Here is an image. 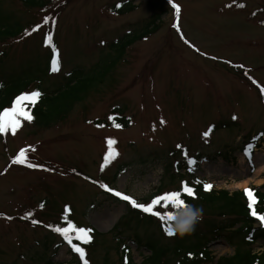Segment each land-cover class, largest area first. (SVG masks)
<instances>
[{
    "label": "rangeland",
    "instance_id": "obj_1",
    "mask_svg": "<svg viewBox=\"0 0 264 264\" xmlns=\"http://www.w3.org/2000/svg\"><path fill=\"white\" fill-rule=\"evenodd\" d=\"M113 1L47 0L46 7L30 8L20 0H0V12L14 15L24 27L19 37L0 40V57L5 54L0 76H36L48 89L75 69L88 71L105 56H115L113 44L124 37V45L142 32L154 12L166 10L159 31L127 47L103 84L65 120L49 128L22 120L15 135L0 136V264H79L62 236L48 227L67 226L65 216L78 227L104 234L95 247L85 249L89 264H119L123 242L140 264L150 253L137 239L155 236L170 242L159 220L147 226L134 222L116 235L112 230L127 214L129 201L100 183L148 204L160 188L163 194L178 185L164 174L166 164L200 154L195 176L216 190L264 184V135L252 163L240 151L264 133V0H135L136 10L125 15L109 10ZM173 5L180 7L179 18ZM37 25L40 30L32 32ZM49 33L52 44H45ZM50 50L59 71L44 75ZM113 110L130 116L131 125H111ZM222 119L235 124L213 129ZM108 138L116 141L113 150L119 156L109 158L101 171ZM21 150L25 163H12ZM228 153L235 159L225 157ZM29 212L33 215L25 219ZM219 217V210H203L199 225L217 223ZM33 219L41 223L34 225ZM253 250L263 252L264 244ZM210 251L215 260L209 264L234 254L225 238L213 241Z\"/></svg>",
    "mask_w": 264,
    "mask_h": 264
},
{
    "label": "trees",
    "instance_id": "obj_2",
    "mask_svg": "<svg viewBox=\"0 0 264 264\" xmlns=\"http://www.w3.org/2000/svg\"><path fill=\"white\" fill-rule=\"evenodd\" d=\"M20 1L30 8H43L48 4L47 0ZM134 1L114 0L108 5V8L114 14L125 15L136 10L137 6H135ZM165 11V9H162L154 12L148 18L145 26L139 30L142 32L130 37L124 45L121 46V42L125 39L124 37L118 43L113 44L111 48H115V56H105L92 68L87 69L88 71L83 68L73 70L63 77L62 82L55 89L43 87L40 81L41 79L36 76H20L11 80L0 76V85H2L0 87V111H3L5 108H11L15 97L21 93H30L39 89L43 93V96L37 103L34 106L28 103L25 104V110L35 117L33 124L38 128H49L53 124L65 120L77 103L82 101L98 84H103L105 79L118 65L119 61L122 60L127 47L132 46L136 42L148 39L159 31L160 21ZM2 12H0V40L14 39L22 35L24 27L19 21L20 19L16 20L17 18L14 15H5ZM4 55L3 52L0 57V63L3 62ZM52 57V50H50L48 59L44 62L45 66H43L46 72L44 75L50 70V59ZM113 111L116 115L111 120V125L115 126V124H120L121 128L131 125L132 118L130 116H126L121 110L118 112L117 110ZM232 124H235V122L222 119L214 124L213 129L220 126L230 127ZM0 136L4 137V133H0ZM261 136L262 133L258 134L255 139L249 141L251 144L257 145L258 138ZM228 155L230 154H225V157ZM199 157L200 154L196 158ZM187 165V161L185 160L175 164L171 162L165 165L164 174L167 179L174 184L178 182V185L172 191H180L182 189V182H187L190 187L196 189V198L182 195L185 203L202 207L205 211L219 210L220 219H217L219 220L217 223L213 220H208L206 221L207 223L205 222L206 225L204 223L202 227L198 223L196 230L190 235L183 237L175 235L169 237L164 232V222L160 221L159 218L128 206L127 214L119 220L112 231L117 235L134 222L137 225L144 224L147 226L157 224L159 220V230L163 235L168 236L170 242H162L161 239L155 236L149 237L145 242L137 239L138 246L144 245L150 252V255L141 264H209L215 260V257L210 251V243L221 238H225L227 243L233 246L234 254L220 257L217 264H264V251L257 253L253 250L255 244H264V222L251 216L248 207L249 200L245 191L230 192L226 189L216 190L215 188L206 191L203 187V184L206 183L205 180L195 176L193 171L188 170L189 166ZM182 168L186 170L185 174L179 171ZM197 179L201 181L200 184H195ZM160 189L157 195L162 194L163 188ZM251 190L258 200L255 206L258 214H264V184L258 187H252ZM168 208L172 207L169 206ZM173 224L174 221H171L172 228ZM92 229L93 232L91 235L93 240L90 244L77 241L75 237H73V243L87 250L95 247L97 245V237L103 236L104 234L99 233L95 228ZM127 239L129 238L127 237ZM70 251L73 258L78 262L75 261L80 264L81 260L78 257L79 255L72 247ZM120 251L122 256L119 264H135L130 257V248L127 246V242L121 243ZM190 253L191 255H189ZM47 264L52 263L48 261ZM101 264H108V262L105 260Z\"/></svg>",
    "mask_w": 264,
    "mask_h": 264
},
{
    "label": "snow or ice",
    "instance_id": "obj_3",
    "mask_svg": "<svg viewBox=\"0 0 264 264\" xmlns=\"http://www.w3.org/2000/svg\"><path fill=\"white\" fill-rule=\"evenodd\" d=\"M175 8L177 17L179 18L180 15V7L178 5H173ZM243 7V5H241ZM50 18L45 16L44 17V24L49 23ZM178 27V25H177ZM41 28V25H37L32 29V32H37ZM26 35H30L31 33H28L26 31ZM53 41V35L49 33L45 37V44H52ZM53 49L55 50V45H53ZM57 56L59 55L58 50ZM59 60L53 59L51 62V72L56 73L59 71ZM2 87V85H0ZM261 91H264V89H261ZM43 96V93L37 89L32 92H24L20 95L15 97V100L13 101V106L11 108H5L3 111H0V133H7L11 131L12 135H15L17 130L22 126L21 121L27 120L29 123L33 122L35 117L28 111L25 110V104H31L35 105L37 101ZM109 119H114L113 117H109ZM163 122V121H162ZM103 127V125H101ZM116 128H121L120 124H115ZM209 132H205L204 136L208 137ZM107 146H108V153L104 158V164L101 166V171L104 170V168L108 165L109 158H115L116 156H119V152H116L113 150V145L116 143V141L112 138L107 139ZM179 147V146H178ZM252 145H249V148H251ZM245 152L247 154L248 149H245ZM187 156V153H185ZM26 161V155L25 151L21 150L19 155L15 157L12 161L14 164H24ZM187 163L189 165V171H195L194 168L191 167V165H194L196 163L195 160L188 159ZM30 168H37V167H43L42 165H36L32 163H28L27 165ZM201 181L197 179L195 181V184H200ZM99 186L104 189L105 191L111 193L113 196L121 198L124 201H129L133 208L141 210L143 213L150 214L151 216L159 218L160 221L164 222V232L169 237L175 236L174 230L171 227V221L176 220L177 213L182 209L186 208L187 204L185 203V199L182 198V195H187L192 198H196V189L194 187H190L187 182H182V189L180 191H171V192H165L163 194L157 195L155 198L151 200L150 203L144 204V203H138L135 199L131 198L128 195L122 194L120 191L109 188L107 184L100 183ZM203 187L206 191L211 190L212 185L208 183H204ZM245 194L248 197L249 204L248 207L250 209V214L252 217L257 218L259 221L264 222V214H258L256 210V205L258 203V200L256 196L254 195V192L251 189H245ZM157 206H160L164 209H167L169 206L176 209V212L172 211H156L155 209ZM41 208L44 207L43 204L40 205ZM65 211L70 212L71 208L70 206H65ZM33 214L31 212L25 214V219H28ZM11 219V217H9ZM65 221H67V226L60 227L52 225H48L49 228H52L53 231H55L57 234L62 236L64 241L67 242L68 245L72 247V249L79 255L80 259L82 260L83 264H89V261L85 258V249L77 244L73 243V237L77 241H82L84 244H90L93 240V237L91 233L93 232L92 228H84V227H78L74 222H71L68 220V217H63ZM32 223L38 224L41 223L40 221H37L35 219L32 220ZM191 255V253L189 254Z\"/></svg>",
    "mask_w": 264,
    "mask_h": 264
},
{
    "label": "clouds",
    "instance_id": "obj_4",
    "mask_svg": "<svg viewBox=\"0 0 264 264\" xmlns=\"http://www.w3.org/2000/svg\"><path fill=\"white\" fill-rule=\"evenodd\" d=\"M203 219V208L194 204H187L182 208L174 220L173 230L175 235L183 237L190 235L196 230L197 224Z\"/></svg>",
    "mask_w": 264,
    "mask_h": 264
},
{
    "label": "bare ground",
    "instance_id": "obj_5",
    "mask_svg": "<svg viewBox=\"0 0 264 264\" xmlns=\"http://www.w3.org/2000/svg\"><path fill=\"white\" fill-rule=\"evenodd\" d=\"M114 217H115V215L112 216L113 219H114ZM109 224H110V222H109ZM102 225L107 227L108 224H107V222H104Z\"/></svg>",
    "mask_w": 264,
    "mask_h": 264
}]
</instances>
